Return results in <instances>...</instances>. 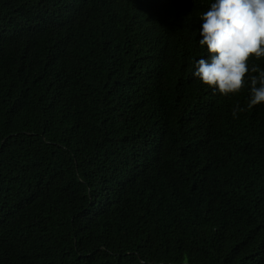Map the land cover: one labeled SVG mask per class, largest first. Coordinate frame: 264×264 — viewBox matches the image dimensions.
<instances>
[{
    "label": "trees",
    "instance_id": "obj_1",
    "mask_svg": "<svg viewBox=\"0 0 264 264\" xmlns=\"http://www.w3.org/2000/svg\"><path fill=\"white\" fill-rule=\"evenodd\" d=\"M212 2L0 0V264H264V103L193 75Z\"/></svg>",
    "mask_w": 264,
    "mask_h": 264
},
{
    "label": "clouds",
    "instance_id": "obj_2",
    "mask_svg": "<svg viewBox=\"0 0 264 264\" xmlns=\"http://www.w3.org/2000/svg\"><path fill=\"white\" fill-rule=\"evenodd\" d=\"M200 19L201 48L208 57L195 64L194 77L224 97L248 91L247 109L264 103V0H214ZM246 109L239 104L233 110Z\"/></svg>",
    "mask_w": 264,
    "mask_h": 264
}]
</instances>
